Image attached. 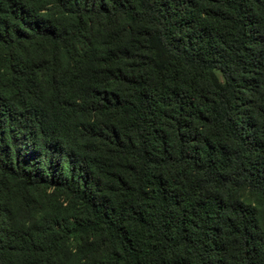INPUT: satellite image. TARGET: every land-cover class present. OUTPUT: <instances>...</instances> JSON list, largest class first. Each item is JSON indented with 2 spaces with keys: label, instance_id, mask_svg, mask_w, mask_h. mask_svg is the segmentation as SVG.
Returning <instances> with one entry per match:
<instances>
[{
  "label": "trees",
  "instance_id": "trees-1",
  "mask_svg": "<svg viewBox=\"0 0 264 264\" xmlns=\"http://www.w3.org/2000/svg\"><path fill=\"white\" fill-rule=\"evenodd\" d=\"M0 264H264V0H0Z\"/></svg>",
  "mask_w": 264,
  "mask_h": 264
}]
</instances>
